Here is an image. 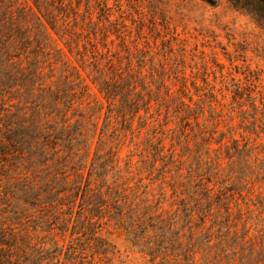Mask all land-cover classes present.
<instances>
[{"label":"trees","instance_id":"obj_1","mask_svg":"<svg viewBox=\"0 0 264 264\" xmlns=\"http://www.w3.org/2000/svg\"><path fill=\"white\" fill-rule=\"evenodd\" d=\"M230 1L264 9V0ZM107 2L0 0V264H92L108 251L109 223L157 264H264V201L240 194L243 211L231 192L254 167L264 182V162L248 142L228 147L215 135L211 94L207 115L183 76L172 95L143 24L132 28L120 8L111 18ZM208 119L212 129H199ZM213 140L233 177L216 189L195 175L221 146L210 149ZM179 145L185 174L174 164Z\"/></svg>","mask_w":264,"mask_h":264},{"label":"rangeland","instance_id":"obj_2","mask_svg":"<svg viewBox=\"0 0 264 264\" xmlns=\"http://www.w3.org/2000/svg\"><path fill=\"white\" fill-rule=\"evenodd\" d=\"M107 3L114 9L111 18L118 15L117 8H120L129 14L126 22L132 28V22L143 24L142 32L152 45L154 60L168 75L172 95L179 94L175 76H183L191 102L203 105L207 115L206 99L211 94L214 98L213 116L217 121L215 135L218 138L223 136L228 147L233 145L234 139L240 145L248 142V146L253 147V154H258L260 161L264 162V9L237 8L230 0H119L117 3L108 0ZM184 100L189 102L187 97ZM170 106L174 108L175 104ZM191 107L194 104L191 103ZM150 111L155 113V106L152 105ZM158 113L162 118L164 108L161 107ZM199 121L202 123L204 118ZM205 121L206 128L200 126L199 129L211 130L213 121ZM165 126L174 128L176 124L169 120ZM201 136L197 135V140L201 141ZM164 142L166 147L170 146L169 138ZM220 145L213 140L210 149H218ZM225 148L221 145L217 153L210 150L203 155L198 163L200 174H195L209 187L215 186L214 189L219 184L232 185L230 180L233 177L227 172L229 161L224 157ZM130 149L124 145L119 156L125 159ZM175 153L174 164L181 162V172L185 174V166L190 160L187 152L179 145L175 146ZM216 155L219 157L215 158ZM256 171L254 167L247 183L235 179V186L240 190H231L232 200H236L243 211L245 205L240 197L246 202L250 199L264 201V182L258 180ZM165 208L169 209V206L165 205ZM30 218L24 216L21 223L27 225ZM102 233L108 239V251L94 255L92 264L158 263L159 258L153 260L131 247L123 231L111 223L103 227ZM31 234L37 236L34 238L37 242L44 233Z\"/></svg>","mask_w":264,"mask_h":264}]
</instances>
